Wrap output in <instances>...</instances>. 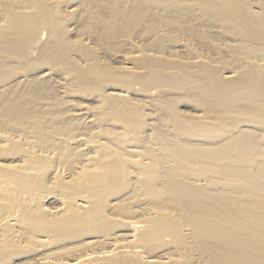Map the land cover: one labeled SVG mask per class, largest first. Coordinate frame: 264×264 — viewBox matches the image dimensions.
<instances>
[{
    "label": "bare ground",
    "instance_id": "obj_1",
    "mask_svg": "<svg viewBox=\"0 0 264 264\" xmlns=\"http://www.w3.org/2000/svg\"><path fill=\"white\" fill-rule=\"evenodd\" d=\"M0 264H264V0H0Z\"/></svg>",
    "mask_w": 264,
    "mask_h": 264
}]
</instances>
